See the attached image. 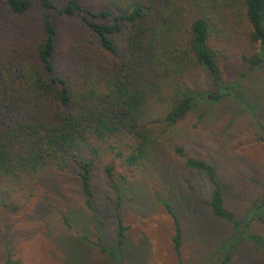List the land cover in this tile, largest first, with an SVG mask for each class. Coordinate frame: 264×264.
<instances>
[{
  "label": "trees",
  "instance_id": "obj_1",
  "mask_svg": "<svg viewBox=\"0 0 264 264\" xmlns=\"http://www.w3.org/2000/svg\"><path fill=\"white\" fill-rule=\"evenodd\" d=\"M85 1L55 5L39 0L41 39L32 55L17 61L0 54V195L31 198L41 179L53 171L64 173L72 165L84 203L95 213L91 173L96 163L103 166L109 188L119 200V185L114 182L117 166L130 173L152 166L157 153H172L183 167L204 176L211 188L208 200L192 186L187 187L190 195L234 230L221 248V264L231 260L242 240L264 260V233L252 231L250 223L264 225V192L236 216L226 203L216 166L190 156L173 136L199 98L202 102L231 98L249 114L264 146V128L239 94V81L222 83L209 45L212 34L224 37L246 31L258 46L246 59V71L256 70L264 59V0H103L100 7ZM0 4L16 16L31 7L29 0H0ZM54 16L78 18L91 42L113 57L111 65L87 62L59 69L54 63L58 39ZM191 67L206 71L219 92L195 97L182 84ZM159 203L172 219L171 242L181 262L178 213L171 202ZM126 230L118 217L117 249ZM100 251L110 253L104 247ZM111 256L115 263L120 259Z\"/></svg>",
  "mask_w": 264,
  "mask_h": 264
},
{
  "label": "rangeland",
  "instance_id": "obj_2",
  "mask_svg": "<svg viewBox=\"0 0 264 264\" xmlns=\"http://www.w3.org/2000/svg\"><path fill=\"white\" fill-rule=\"evenodd\" d=\"M29 1L31 7L23 16L10 14L0 4V54L5 59L18 61L32 55L41 39L42 8L39 0ZM63 1L52 0L55 5ZM84 4L100 7L103 0ZM54 22L58 31L54 63L59 69L87 62L111 65L113 57L91 42L78 18L54 16ZM245 32H230L232 37L212 34L209 45L215 51L222 83L239 81V94L264 128V59L256 70L246 71V59L258 46ZM242 74L246 75L241 78ZM182 84L195 97L220 90L197 67L189 68ZM198 100L192 113L176 126L174 142L190 156L216 166L226 203L239 216L244 206L264 192V146L249 114L233 99ZM115 172L119 200L109 188L103 166L96 163L92 169L95 213L84 203L72 165L64 173L53 171L41 179L31 198L0 195V264H221V248L234 230L213 217L187 190L192 186L201 199L208 200L211 188L204 176L186 169L166 152L157 153L152 166L130 173L117 166ZM164 200L172 203L182 226L181 262L171 242L172 219L159 203ZM117 216L127 227L121 249L116 247ZM250 223L252 231L264 233V225ZM100 247L110 253L101 252ZM116 254L117 263L111 256ZM227 264H264V260L250 242L242 240Z\"/></svg>",
  "mask_w": 264,
  "mask_h": 264
}]
</instances>
